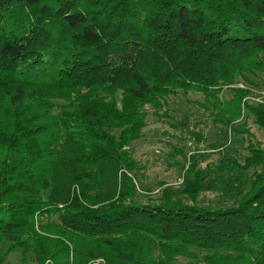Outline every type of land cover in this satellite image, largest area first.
<instances>
[{
	"label": "trees",
	"instance_id": "trees-1",
	"mask_svg": "<svg viewBox=\"0 0 264 264\" xmlns=\"http://www.w3.org/2000/svg\"><path fill=\"white\" fill-rule=\"evenodd\" d=\"M253 87L264 0H0V264H264V149L234 126L264 138ZM189 95L248 135L215 187L188 157L184 202L142 185L133 146Z\"/></svg>",
	"mask_w": 264,
	"mask_h": 264
},
{
	"label": "rangeland",
	"instance_id": "rangeland-1",
	"mask_svg": "<svg viewBox=\"0 0 264 264\" xmlns=\"http://www.w3.org/2000/svg\"><path fill=\"white\" fill-rule=\"evenodd\" d=\"M261 77V76H260ZM256 85L259 78H251ZM244 84L237 85L242 88ZM252 102H264V89L253 87ZM232 93L223 92L225 101L230 99ZM146 127L142 130V139L133 146L135 159L144 167V187H154L155 184L163 183L172 193L175 200L186 202L182 195V173L187 167V159L190 155L197 158L199 167L205 172H210L205 182L206 187L217 186L218 168L224 162L225 154L221 149L224 146L231 147L235 154V160L239 161L244 156V138L248 134H235L224 128L214 120L218 109H212L205 104L203 99L197 95H189L184 98H170L162 111L155 112L147 107ZM245 123V126H244ZM234 126L239 131H248L250 136L262 143L264 149V138L262 133L252 124L250 119L243 122L237 120ZM159 191V187H154ZM224 199V198H223ZM221 193L215 191H204L198 198V204L204 207H215L223 200ZM229 204V202H226ZM19 254L13 253L4 258V264H19Z\"/></svg>",
	"mask_w": 264,
	"mask_h": 264
}]
</instances>
